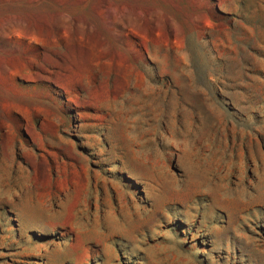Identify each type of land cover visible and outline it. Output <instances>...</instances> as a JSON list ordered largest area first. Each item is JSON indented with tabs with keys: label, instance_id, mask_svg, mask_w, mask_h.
Listing matches in <instances>:
<instances>
[{
	"label": "rangeland",
	"instance_id": "1",
	"mask_svg": "<svg viewBox=\"0 0 264 264\" xmlns=\"http://www.w3.org/2000/svg\"><path fill=\"white\" fill-rule=\"evenodd\" d=\"M0 264H264V0H0Z\"/></svg>",
	"mask_w": 264,
	"mask_h": 264
}]
</instances>
